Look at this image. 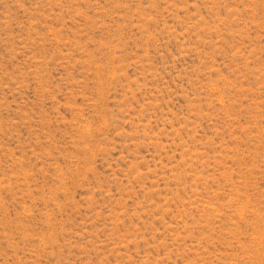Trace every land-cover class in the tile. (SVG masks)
<instances>
[{"label": "rangeland", "instance_id": "374dc122", "mask_svg": "<svg viewBox=\"0 0 264 264\" xmlns=\"http://www.w3.org/2000/svg\"><path fill=\"white\" fill-rule=\"evenodd\" d=\"M0 264H264V0H0Z\"/></svg>", "mask_w": 264, "mask_h": 264}]
</instances>
